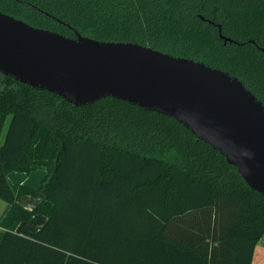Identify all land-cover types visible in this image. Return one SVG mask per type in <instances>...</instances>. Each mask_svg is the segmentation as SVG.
<instances>
[{"label":"trees","instance_id":"obj_1","mask_svg":"<svg viewBox=\"0 0 264 264\" xmlns=\"http://www.w3.org/2000/svg\"><path fill=\"white\" fill-rule=\"evenodd\" d=\"M0 10L204 61L264 103V0H0ZM3 75L0 264H254L264 195L209 143L124 100L76 106ZM38 166L48 170L38 188L10 182ZM25 195L41 201L27 209ZM37 214L47 220L34 238L15 232Z\"/></svg>","mask_w":264,"mask_h":264},{"label":"water","instance_id":"obj_2","mask_svg":"<svg viewBox=\"0 0 264 264\" xmlns=\"http://www.w3.org/2000/svg\"><path fill=\"white\" fill-rule=\"evenodd\" d=\"M0 72L76 106L111 96L172 117L264 195V103L226 70L138 42L68 36L0 10Z\"/></svg>","mask_w":264,"mask_h":264},{"label":"crops","instance_id":"obj_3","mask_svg":"<svg viewBox=\"0 0 264 264\" xmlns=\"http://www.w3.org/2000/svg\"><path fill=\"white\" fill-rule=\"evenodd\" d=\"M39 167L40 166L36 167L35 169H38ZM46 170H47V168H46ZM13 173H15V172H13ZM32 173L33 172L21 173V174L9 173V175L12 176V179L14 180L13 181L14 184L38 188L40 185H35V184L31 183V182H33L32 181L33 178L30 179ZM9 175H8V177H9ZM40 201H41V198H37V197L31 196V195H25V196L20 198V203L25 208L30 209V210L33 209L37 204H39ZM8 208H9V205L7 203L3 204L0 207V221L3 218V216L6 214ZM46 220H47V217L45 215L37 214V215L33 216L31 219L21 222L17 226V228L15 229V232L20 234V235L29 237V238H34L36 233L38 232V230L45 224ZM1 230H3V229L0 227V231ZM129 248H130V250L134 251L133 244H131V247H129ZM186 261L188 263L190 261V259L188 258V259H186ZM253 262H254V264H264V234L259 239V241L257 243L255 253H254Z\"/></svg>","mask_w":264,"mask_h":264},{"label":"rangeland","instance_id":"obj_4","mask_svg":"<svg viewBox=\"0 0 264 264\" xmlns=\"http://www.w3.org/2000/svg\"><path fill=\"white\" fill-rule=\"evenodd\" d=\"M4 79V75H3V73H1L0 72V86H1V82H2V80ZM7 127H8V123H7V126H6V128H5V132H6V130H7ZM5 132H4V134H5ZM36 170V171H35ZM42 170V171H41ZM15 173H13V172H11L12 174H21L20 172L18 173L17 171H14ZM17 172V173H16ZM33 173H32V175H31V177H30V179L31 178H33V182H31V183H33V184H35V185H40L41 183H42V181H43V179L46 177V175H47V173H48V171L46 170V167H44V166H40L38 169H34L33 171H32ZM9 180H10V182L12 183V184H14V180L12 179V176L11 175H9ZM30 185V184H29ZM3 204H6V202H4V201H2V200H0V207L3 205Z\"/></svg>","mask_w":264,"mask_h":264}]
</instances>
